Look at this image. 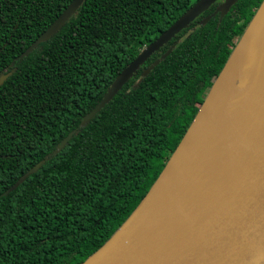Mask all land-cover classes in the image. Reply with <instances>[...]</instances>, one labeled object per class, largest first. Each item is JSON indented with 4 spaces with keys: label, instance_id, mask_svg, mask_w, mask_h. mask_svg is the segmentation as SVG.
<instances>
[{
    "label": "trees",
    "instance_id": "1",
    "mask_svg": "<svg viewBox=\"0 0 264 264\" xmlns=\"http://www.w3.org/2000/svg\"><path fill=\"white\" fill-rule=\"evenodd\" d=\"M71 0H0V194L51 152L116 74L196 0H84L17 56ZM214 2L153 52L67 145L0 196V264H79L140 202L262 0ZM150 73L142 71L171 46Z\"/></svg>",
    "mask_w": 264,
    "mask_h": 264
},
{
    "label": "water",
    "instance_id": "2",
    "mask_svg": "<svg viewBox=\"0 0 264 264\" xmlns=\"http://www.w3.org/2000/svg\"><path fill=\"white\" fill-rule=\"evenodd\" d=\"M83 1L71 0L17 59L23 58L40 43L49 40L74 15ZM216 1L218 0H196L154 40L143 46L116 74L103 96L82 116L78 125L63 136L51 152L21 174L0 196L13 191L47 160L58 154L119 92L153 52L168 43ZM236 1L222 0L212 14L202 18L200 23L205 24L218 12L220 17L224 16ZM263 6L264 0L256 9L193 120L147 193L105 242L79 264H264V80H261L262 84L260 82L261 86L258 85L255 95L259 106L252 107L249 117L245 118L250 130H239L233 134L236 142L229 154V175L218 181L211 201H196L204 196V192H190L188 186H182L185 177L178 185L170 172L171 168L176 166L173 157L183 142L189 139L191 128L214 84ZM173 46L150 63L142 71L141 78L147 76L159 61L171 52ZM13 65L14 60L9 64L11 69L5 68L0 73V85L14 72ZM197 155V152H193L191 159ZM184 166V163L177 166L178 171L185 176L193 173L192 169L186 170ZM199 180L196 178V181ZM157 182L169 185L165 202L159 208V214L167 211V218L159 223L161 238L159 243L154 245L156 248L152 249L146 231H137V225L133 221L140 205L151 195V190Z\"/></svg>",
    "mask_w": 264,
    "mask_h": 264
},
{
    "label": "bare ground",
    "instance_id": "3",
    "mask_svg": "<svg viewBox=\"0 0 264 264\" xmlns=\"http://www.w3.org/2000/svg\"><path fill=\"white\" fill-rule=\"evenodd\" d=\"M261 80H264V6L214 84L191 128L189 139L173 157L176 166L170 172L176 183L180 185L185 177L182 186H188L190 192H204L196 201H211L218 181L229 175V154L236 142L233 134L250 130L245 118L249 117L252 107L259 106L255 95ZM193 152L198 155L191 159ZM182 163L193 173L185 176L179 172L177 166ZM168 188L169 185L157 182L133 221L137 231H146L152 249L161 238L159 223L167 218V211L159 214V208L165 202Z\"/></svg>",
    "mask_w": 264,
    "mask_h": 264
},
{
    "label": "flooded vegetation",
    "instance_id": "4",
    "mask_svg": "<svg viewBox=\"0 0 264 264\" xmlns=\"http://www.w3.org/2000/svg\"><path fill=\"white\" fill-rule=\"evenodd\" d=\"M177 35V34H176ZM167 44V43H166ZM204 99V97H202V96H197V98H196V105H200V102H202V100Z\"/></svg>",
    "mask_w": 264,
    "mask_h": 264
},
{
    "label": "rangeland",
    "instance_id": "5",
    "mask_svg": "<svg viewBox=\"0 0 264 264\" xmlns=\"http://www.w3.org/2000/svg\"><path fill=\"white\" fill-rule=\"evenodd\" d=\"M203 101V100H202ZM202 102H200V105H201Z\"/></svg>",
    "mask_w": 264,
    "mask_h": 264
}]
</instances>
